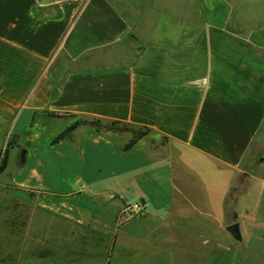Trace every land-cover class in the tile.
<instances>
[{
    "label": "crops",
    "instance_id": "1",
    "mask_svg": "<svg viewBox=\"0 0 264 264\" xmlns=\"http://www.w3.org/2000/svg\"><path fill=\"white\" fill-rule=\"evenodd\" d=\"M241 1L0 0L3 175L106 235L114 264L264 260V6ZM49 113L149 133L53 144L72 119ZM61 170L84 186H41Z\"/></svg>",
    "mask_w": 264,
    "mask_h": 264
},
{
    "label": "rangeland",
    "instance_id": "2",
    "mask_svg": "<svg viewBox=\"0 0 264 264\" xmlns=\"http://www.w3.org/2000/svg\"><path fill=\"white\" fill-rule=\"evenodd\" d=\"M245 1H259L264 6V0L241 2ZM34 135L35 131H32L30 136ZM3 154L4 150L0 153V160ZM3 173L0 176V264L118 263V260L110 258V242L104 246L102 241L92 240L80 223L62 215L64 210L59 213L52 208L55 201L53 198L48 200L50 195L21 189L10 183ZM41 186L58 191L78 189L84 184L61 170ZM97 187L92 186L91 189L98 190ZM131 203L133 208L139 201ZM137 212L133 216L126 211L121 222L138 218ZM163 264H264V260H167Z\"/></svg>",
    "mask_w": 264,
    "mask_h": 264
},
{
    "label": "trees",
    "instance_id": "3",
    "mask_svg": "<svg viewBox=\"0 0 264 264\" xmlns=\"http://www.w3.org/2000/svg\"><path fill=\"white\" fill-rule=\"evenodd\" d=\"M51 118L54 119H62V118H71L73 121L72 123L66 127L64 130H62L53 140L52 143L56 144L62 141L67 135H69L72 131L77 129L80 126H87L95 130L96 132H113V133H129L131 134V139L128 141L126 145L122 147L123 151L131 150L136 143L148 135L149 130L147 128L138 127L134 128L131 126H128L127 124L113 121V122H103L100 119H91L89 121H84L80 119H76L74 115H63V114H54L49 113L48 114ZM11 143H7L3 158L0 160V174L3 173V171L6 168L7 165V155H8V149L10 147ZM86 233L89 234L92 237H98L100 241H106L108 237L106 235L100 234L94 230L86 228Z\"/></svg>",
    "mask_w": 264,
    "mask_h": 264
},
{
    "label": "water",
    "instance_id": "4",
    "mask_svg": "<svg viewBox=\"0 0 264 264\" xmlns=\"http://www.w3.org/2000/svg\"><path fill=\"white\" fill-rule=\"evenodd\" d=\"M227 231L233 236V238L235 239H240V233H239V228H238V224L234 223L231 224L229 226H227Z\"/></svg>",
    "mask_w": 264,
    "mask_h": 264
},
{
    "label": "built area",
    "instance_id": "5",
    "mask_svg": "<svg viewBox=\"0 0 264 264\" xmlns=\"http://www.w3.org/2000/svg\"><path fill=\"white\" fill-rule=\"evenodd\" d=\"M139 210V206L135 205L133 208H131L132 212H137Z\"/></svg>",
    "mask_w": 264,
    "mask_h": 264
}]
</instances>
